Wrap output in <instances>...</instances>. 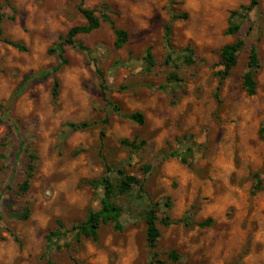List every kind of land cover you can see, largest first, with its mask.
I'll return each mask as SVG.
<instances>
[{"label": "rangeland", "instance_id": "374dc122", "mask_svg": "<svg viewBox=\"0 0 264 264\" xmlns=\"http://www.w3.org/2000/svg\"><path fill=\"white\" fill-rule=\"evenodd\" d=\"M174 2L0 0V264H150L154 253L164 264H264V0L237 36L226 34L230 13L250 0ZM80 7L95 11L102 26L77 37L85 51L66 47L61 66L50 50L86 25ZM115 28L128 34L122 48ZM238 39L243 49L224 77L220 51ZM253 51L257 88L249 95L244 77ZM133 113L145 123L130 121ZM84 122L88 129L71 131ZM31 155L36 172L22 194ZM108 167L122 230L103 224L97 241L69 233L50 243L58 222L69 230L101 209L104 187L93 183ZM119 169L139 182L127 193L119 191ZM152 206L161 234L153 251L146 238Z\"/></svg>", "mask_w": 264, "mask_h": 264}, {"label": "trees", "instance_id": "16d2710c", "mask_svg": "<svg viewBox=\"0 0 264 264\" xmlns=\"http://www.w3.org/2000/svg\"><path fill=\"white\" fill-rule=\"evenodd\" d=\"M170 4H174V0H169ZM260 4V0H250L248 5L240 6L237 10H234L230 13V26L226 31L227 35L230 36H237L240 33L242 22L247 20L249 18V15L258 8ZM79 12L86 20V25L80 26V27H74L68 31V33L60 38L59 43L56 46V50H50V53L57 54L60 61L61 66L67 65V60L65 59L66 54V47H74L79 48L81 50H86L82 45L77 44L76 39L80 35H88L91 34L97 30H99L102 26V20L96 16L95 11L85 9L80 7ZM186 16H184L185 18ZM174 18H180L179 16H174ZM5 16L3 14V8L0 5V36L3 34V28L2 24L4 22ZM104 21L111 24V26L114 28V24L109 20V18L104 17ZM115 35H116V41L115 46L117 48H122L126 45L128 42V34L123 30H118L115 28ZM165 37L166 42L168 44V50L170 54H172L173 48L171 46L170 38H171V28L170 26L166 27L165 30ZM4 43L18 49L19 51H26V48L18 43L12 42L8 39L3 40ZM244 46V42L240 39H238L233 44L225 45L221 51H220V60H221V66L224 68V72H222V75L224 77H227L230 75L232 69L236 66L239 54L241 53ZM171 59V57L169 58ZM187 61L191 60V56L186 57ZM169 62V60H168ZM145 63L146 68L148 70H152L155 67V61L153 58V55L150 51L146 53L145 56ZM122 63L117 62L115 64L116 67H120ZM61 66L58 68L52 70L53 75H57L61 69ZM250 70L246 73L244 77V86L249 95H254L256 93L257 83L255 80V69L258 67V59L256 53L253 51L250 55V64H249ZM101 79H102V92L103 97L106 100V94L108 91V88L106 86V81L104 78V75L100 73ZM59 89H60V81L57 77L54 79L53 83V89L52 94L54 99H57L59 96ZM106 104H108L111 107L112 112L115 114L121 115V110L117 106H113L109 104L108 101H106ZM127 118L132 121L135 124L143 125L145 123V118L141 113H133L131 115H128ZM107 120L103 122V126L107 124ZM71 131H81L88 129L90 127V124L87 122H84L80 125H70ZM16 131H18L16 129ZM101 139L103 140L105 137V131L104 129L101 130L100 133ZM262 138L264 139V132H262ZM128 144V142H125ZM23 147V145H22ZM175 157L178 156L177 154L174 155ZM38 158L35 155H31L29 158V163L27 165V171H26V180L19 186V191L22 194H27L32 185L33 178L35 176L36 172V161ZM108 175L102 179L100 182L93 183V186H103L104 187V197L101 201V209L98 212H91L87 218V221L82 225H76L71 227L69 230H67L61 222H58V225L60 227V231L57 232V234H52L48 237V241L50 243H53V238L56 237L57 239L62 238L63 236L69 234V233H76L77 235L84 236L86 238H92L94 241H97L98 239V230L103 224H113L114 229L116 231H121L122 226L120 223V219L122 216V210L119 206L115 205L113 203V184L111 182V178L109 177V174L112 173V167L107 168ZM118 174L121 176V181L119 184V191L121 193H127L130 191L134 185H138V180L133 177L127 175L124 169H119ZM10 182L12 183V178L10 179ZM2 199V192L0 188V201ZM28 217V214H25L24 217ZM159 217L157 214V210L154 206L150 207V209L147 211L146 214V222H147V244L150 250H154L160 237V231L158 228L159 223ZM183 222L185 224H188V221L186 218H184ZM163 225L169 226V219L166 218L163 222ZM210 224V221L204 222L200 224V226H208ZM170 259L173 262H178L179 257L175 252H172L170 255ZM150 264H164L163 262L157 260V254H153L152 261Z\"/></svg>", "mask_w": 264, "mask_h": 264}]
</instances>
